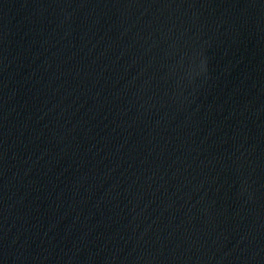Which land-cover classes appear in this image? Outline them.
<instances>
[{
  "label": "water",
  "instance_id": "95a60500",
  "mask_svg": "<svg viewBox=\"0 0 264 264\" xmlns=\"http://www.w3.org/2000/svg\"><path fill=\"white\" fill-rule=\"evenodd\" d=\"M0 264H264V0H0Z\"/></svg>",
  "mask_w": 264,
  "mask_h": 264
}]
</instances>
